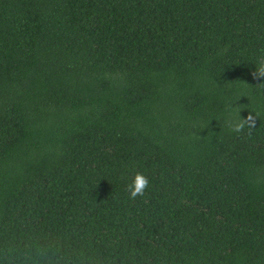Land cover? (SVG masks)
<instances>
[{"label": "trees", "instance_id": "1", "mask_svg": "<svg viewBox=\"0 0 264 264\" xmlns=\"http://www.w3.org/2000/svg\"><path fill=\"white\" fill-rule=\"evenodd\" d=\"M262 56L264 0H0V264H264Z\"/></svg>", "mask_w": 264, "mask_h": 264}, {"label": "clouds", "instance_id": "2", "mask_svg": "<svg viewBox=\"0 0 264 264\" xmlns=\"http://www.w3.org/2000/svg\"><path fill=\"white\" fill-rule=\"evenodd\" d=\"M256 69L252 72L254 79L259 80L264 77V56H262L256 62ZM225 124L229 133L238 137L250 136L253 129L256 127V116L253 113H249L246 118L237 116L232 118L230 115L225 120ZM150 186V179L144 172L136 171L131 179V182L127 184V192L129 199L135 200L137 197H144L146 190ZM37 254H42L41 249H37Z\"/></svg>", "mask_w": 264, "mask_h": 264}]
</instances>
